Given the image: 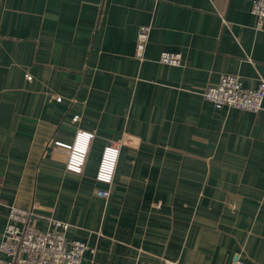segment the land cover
Wrapping results in <instances>:
<instances>
[{
    "label": "crops",
    "instance_id": "crops-1",
    "mask_svg": "<svg viewBox=\"0 0 264 264\" xmlns=\"http://www.w3.org/2000/svg\"><path fill=\"white\" fill-rule=\"evenodd\" d=\"M251 3L0 0V240L14 205L40 230L67 222L94 250L81 264H264V98L245 111L202 94L221 74L264 80ZM58 145L85 153L81 171Z\"/></svg>",
    "mask_w": 264,
    "mask_h": 264
},
{
    "label": "built area",
    "instance_id": "built-area-1",
    "mask_svg": "<svg viewBox=\"0 0 264 264\" xmlns=\"http://www.w3.org/2000/svg\"><path fill=\"white\" fill-rule=\"evenodd\" d=\"M250 12L259 25L264 23V0H252ZM150 26H139L135 39L134 56L139 60L145 58ZM158 61L163 64L177 65L181 61L178 52L162 51ZM203 97L215 107H233L245 111H257L263 107L264 80L260 79L256 86H243L240 78L231 74H221L217 83L203 91ZM65 157V165L69 170L81 171L84 152L72 147L58 145L55 149ZM118 152V144L106 146L103 150L96 178L102 181L111 179ZM106 198L107 190H96ZM35 216L32 210L11 205L8 208L7 220L0 240V264H81L86 251L93 252L86 243L80 240H69L66 232L67 222L49 218L45 229L35 228L31 219ZM162 264H182L178 261L164 259ZM233 264H245L236 258Z\"/></svg>",
    "mask_w": 264,
    "mask_h": 264
}]
</instances>
